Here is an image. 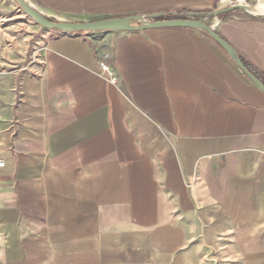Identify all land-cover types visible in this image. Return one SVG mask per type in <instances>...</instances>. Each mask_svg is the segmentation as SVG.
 Segmentation results:
<instances>
[{
	"label": "crops",
	"instance_id": "0c3cea01",
	"mask_svg": "<svg viewBox=\"0 0 264 264\" xmlns=\"http://www.w3.org/2000/svg\"><path fill=\"white\" fill-rule=\"evenodd\" d=\"M30 1L90 22L236 0ZM215 31L264 82V19ZM0 160V264H264V94L199 31L64 33L0 0Z\"/></svg>",
	"mask_w": 264,
	"mask_h": 264
},
{
	"label": "water",
	"instance_id": "95a60500",
	"mask_svg": "<svg viewBox=\"0 0 264 264\" xmlns=\"http://www.w3.org/2000/svg\"><path fill=\"white\" fill-rule=\"evenodd\" d=\"M20 8L38 26L47 30L64 33H100V32H140L155 28H184L199 31L212 40L255 87L264 94V82L250 72L236 50L215 31V25L220 17L236 11L244 12L252 17L250 7L240 2H231L205 13H189L183 16L177 14L135 15L121 18H108L90 22H68L48 17L35 8L30 0H14ZM258 18L264 19V15Z\"/></svg>",
	"mask_w": 264,
	"mask_h": 264
},
{
	"label": "rangeland",
	"instance_id": "374dc122",
	"mask_svg": "<svg viewBox=\"0 0 264 264\" xmlns=\"http://www.w3.org/2000/svg\"><path fill=\"white\" fill-rule=\"evenodd\" d=\"M13 2H14V5H15V8H16V10H17V12H18V14L23 18V19H25V20H30L33 24H36L29 16H27L26 14H25V12L20 8V6L14 1V0H12ZM226 2H228V1H226ZM234 3L235 2H240V3H243V4H246V5H248L249 7H250V9H251V11H252V13H253V9H254V7H255V5H257V3H258V0H236V1H233ZM231 3V2H230ZM257 15V17H259L260 15H258V14H256Z\"/></svg>",
	"mask_w": 264,
	"mask_h": 264
},
{
	"label": "trees",
	"instance_id": "16d2710c",
	"mask_svg": "<svg viewBox=\"0 0 264 264\" xmlns=\"http://www.w3.org/2000/svg\"><path fill=\"white\" fill-rule=\"evenodd\" d=\"M245 67L250 71V72H252L256 77H258L261 81H262V79H261V77L253 70V69H251L249 66H247V65H245ZM263 82V81H262Z\"/></svg>",
	"mask_w": 264,
	"mask_h": 264
},
{
	"label": "built area",
	"instance_id": "2783aa9c",
	"mask_svg": "<svg viewBox=\"0 0 264 264\" xmlns=\"http://www.w3.org/2000/svg\"><path fill=\"white\" fill-rule=\"evenodd\" d=\"M111 82L115 83V79L112 78V79H111ZM2 166H3V162H2V160H0V168H1Z\"/></svg>",
	"mask_w": 264,
	"mask_h": 264
}]
</instances>
